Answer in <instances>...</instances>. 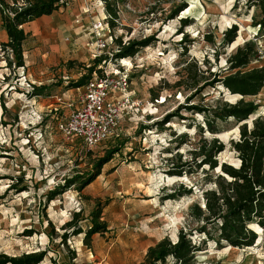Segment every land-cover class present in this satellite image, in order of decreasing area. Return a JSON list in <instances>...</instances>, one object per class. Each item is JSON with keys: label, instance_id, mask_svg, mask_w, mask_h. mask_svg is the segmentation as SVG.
I'll use <instances>...</instances> for the list:
<instances>
[{"label": "rangeland", "instance_id": "rangeland-1", "mask_svg": "<svg viewBox=\"0 0 264 264\" xmlns=\"http://www.w3.org/2000/svg\"><path fill=\"white\" fill-rule=\"evenodd\" d=\"M2 1L9 6L14 1L18 5L24 2ZM66 3L58 15L42 18L43 28L26 42L25 49L40 51L31 61L29 76L27 69L14 65L9 51L0 50V257L44 253L38 264H140L149 247L165 238L174 243L179 231L189 233L198 226L190 217V208L196 203L203 206V191L213 188L218 172H209L206 178V168L196 170L191 166L180 177L171 176L167 164L176 163L178 156L181 162L190 161L191 151L201 138H216L224 145L216 157L218 163L236 166L238 159L231 141L238 140L239 126L246 123L249 130L256 118H264V83L256 97L243 98L257 105L246 122L237 124L233 118L214 119L209 114L180 109L198 105L212 110L241 98L231 97L218 83L211 88L199 82L193 89L191 71H183L184 61H196L199 81L208 78L210 72H218L223 78L229 74L228 56L238 46L252 42L261 58L247 70L264 69V28L256 25L262 13L258 5L248 6L247 0H107L106 4L116 9L117 19L110 30L112 42L106 40L100 56L105 57L100 67L126 71L134 106L111 138L88 149L78 139L61 136L57 124L79 105L83 91L70 87L84 75V66L95 59L90 26L93 20L107 16L106 4L102 0ZM182 5L184 10L170 19ZM185 18L191 24L182 28L188 42L181 45L183 36L178 31L180 19ZM49 24H53V30ZM232 26L238 29L236 45L232 47L234 41L223 48V34ZM149 36L155 41L133 57H108L118 49L115 39L127 45ZM104 37H108L106 31ZM184 47L187 51L182 56ZM46 53L52 57L50 63L48 56H43ZM7 59L12 60L10 66ZM123 60L130 66L122 65ZM180 80L182 84L177 86ZM33 85H45L47 90L35 96ZM188 97L192 99L189 103ZM179 109V116L172 117L161 129L156 126L165 115ZM209 120L214 121L215 133L207 129ZM112 149L119 152L82 192L70 187L46 201L56 185L91 171L96 161ZM189 189L190 194L179 196ZM169 195L174 197L167 199ZM96 205L103 207L101 220L108 231L93 235L90 248L85 246L83 234L69 236L63 244L62 226L78 213V226L85 231ZM257 234L258 243L245 249H218L197 232L188 238L203 249L195 255L196 264H264V231Z\"/></svg>", "mask_w": 264, "mask_h": 264}, {"label": "trees", "instance_id": "trees-1", "mask_svg": "<svg viewBox=\"0 0 264 264\" xmlns=\"http://www.w3.org/2000/svg\"><path fill=\"white\" fill-rule=\"evenodd\" d=\"M22 5L16 1L12 6L0 1V12L2 13V27L6 31L8 42L3 43L0 49L10 52L15 59V66L24 67L22 44L26 39V33L22 29L25 23L34 21L42 16H49L65 6L66 0H23ZM107 3V0H102ZM249 5H258L262 19L256 25L260 29L264 28V0H247ZM185 5L176 9L170 19L178 16L183 11ZM106 22L110 30L115 27L117 11L106 4ZM191 21L187 18L180 19V30L182 34L181 45L188 42L187 35H184L182 28L188 27ZM238 29L236 26L230 27L223 34L222 47H229L237 38ZM208 42H212L210 37H205ZM155 39L153 36L146 37L142 40H132L127 45H122L119 39H115L118 47L117 52L112 55L115 60L133 57L141 49L151 45ZM187 48L184 47L181 55L185 56ZM216 55V52H215ZM105 57L95 58L93 63L86 67L85 73L70 88H80L84 86L92 76L98 73L101 76V63ZM261 58L260 52L252 42H245L238 46L227 58L226 71L229 73L223 78H219L218 72H210L208 78L199 81L200 70L196 61L185 62L184 72H190L193 76V89H197L198 83H204L203 86L214 88L218 83L231 95H238L241 98L234 104H224L223 107H216L212 110L202 108L198 105H187L180 107L188 112L203 113L212 115L214 119L225 120L233 118L237 124L246 122L251 115L257 110L254 102L243 101L246 97L257 96L264 83L263 67L248 69L253 63ZM7 66L11 65V59H7ZM181 80L177 82L179 86ZM201 88V87H200ZM47 90L45 85H33L32 91L35 96H41ZM189 103L192 99L187 98ZM176 110L174 113L165 115L162 121L156 123L160 129L165 123H169L172 117L179 116ZM212 113V114H210ZM181 120H184L183 117ZM213 119V120H214ZM207 121V129L210 133H215L214 121ZM145 128V127H143ZM202 131H200L201 133ZM239 138L237 141H231L233 151L237 155L238 164L231 165L226 162L218 163L216 157L224 150V145L218 139H200L193 151L190 161H180V156L176 163L167 164L169 175L180 177L183 172L190 170L192 166L196 170H204L206 178L209 172H215L217 175L213 180V188L203 191V206L198 203L190 208V217L198 223V226L189 233L179 231L176 242H171L165 238L149 247L143 262L140 264H196L195 255L203 251L200 247L191 243L188 235L197 232L205 236L209 242H213L216 247L222 248L229 246L235 249H245L252 247L258 241V234L253 229L258 227L264 231V118L258 117L253 121L251 129H247L246 123L239 126ZM119 152L118 149H112L106 155L96 161L93 169L84 174H76L69 179H64L62 183L56 185L46 195V201L50 202L57 196L62 195L70 187L82 192L90 183H92L101 172L105 164L112 160L113 156ZM189 190H184L182 195L190 194ZM174 195H169L167 199H172ZM103 207L96 205L90 214V226L83 231L79 226V214L75 213L71 220L62 226L64 231L61 235L63 244L69 236L83 234L85 246L90 248L93 235H104L108 229L107 224L101 220ZM258 243V242H257ZM45 254H29L20 258H4L0 264H38Z\"/></svg>", "mask_w": 264, "mask_h": 264}, {"label": "built area", "instance_id": "built-area-1", "mask_svg": "<svg viewBox=\"0 0 264 264\" xmlns=\"http://www.w3.org/2000/svg\"><path fill=\"white\" fill-rule=\"evenodd\" d=\"M106 19L107 17L102 15L93 20L90 26L95 38L93 55L95 58L103 54L107 39L112 42ZM75 23L78 24L79 20L76 19ZM105 31L108 35L106 38ZM108 57L112 58V54L109 53ZM101 69V76H95L84 86L76 88V91L80 89L83 91L79 105L57 124L61 136L78 139L88 149L95 148L111 138L134 106L128 93L129 80L126 71L123 68L112 70L101 67ZM116 94L119 96L116 97Z\"/></svg>", "mask_w": 264, "mask_h": 264}, {"label": "crops", "instance_id": "crops-1", "mask_svg": "<svg viewBox=\"0 0 264 264\" xmlns=\"http://www.w3.org/2000/svg\"><path fill=\"white\" fill-rule=\"evenodd\" d=\"M67 3H65V5H67ZM67 9H68V7L64 8L65 11H68ZM54 14L58 15V11L53 12L49 16H42V17H40V18H38V19H36L34 21L25 23L22 26V29L24 30V32L27 35L26 39L24 40V42L22 44V48H23V62H24L23 69H24V71H26V69H27V73H28L27 76H29V69L28 68H29V66L31 64V61L33 60L34 57L40 55V51H39V48H34V50H30L31 48L25 49L24 46H25L26 42L29 39H32V38L36 37L39 34L41 27L43 28L44 21H43L42 18L50 17V16H53ZM49 26H50V29L53 30V24H49ZM7 42H8V37H7L6 31L2 27V18L0 16V46L3 43H7ZM43 56H48L47 59H48L49 63L52 61V57H50L49 54L46 53ZM73 90H76V88L73 89Z\"/></svg>", "mask_w": 264, "mask_h": 264}, {"label": "bare ground", "instance_id": "bare-ground-1", "mask_svg": "<svg viewBox=\"0 0 264 264\" xmlns=\"http://www.w3.org/2000/svg\"><path fill=\"white\" fill-rule=\"evenodd\" d=\"M240 41V37H239V39L237 40V43ZM235 45H236V41L232 44V47L234 48L235 47ZM122 65H125V66H130V62L129 61H127V60H123L122 62ZM240 97V96H238V95H232L231 97ZM256 97V96H255ZM246 98H254V97H246ZM263 114V113H262ZM237 129H235V131H236ZM226 137V136H225ZM218 172H219V170H218ZM170 179V178H169ZM256 232H258V231H260V232H262V230L260 229V228H253ZM228 248H231V247H229V246H227V249Z\"/></svg>", "mask_w": 264, "mask_h": 264}]
</instances>
